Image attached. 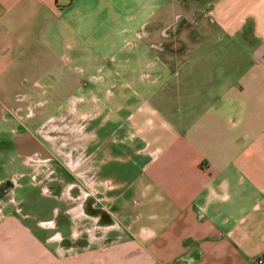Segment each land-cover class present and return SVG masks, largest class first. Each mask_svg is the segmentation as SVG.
<instances>
[{
  "label": "crops",
  "instance_id": "0c3cea01",
  "mask_svg": "<svg viewBox=\"0 0 264 264\" xmlns=\"http://www.w3.org/2000/svg\"><path fill=\"white\" fill-rule=\"evenodd\" d=\"M119 3L139 14L135 33L152 36L159 52L146 63L155 70L138 75L135 102L115 92L121 102L114 106L112 71L105 76L110 104L123 112L106 143L123 156L103 148L97 129L83 123L71 130L69 153V137L52 136L74 115L88 116L89 126L100 114L97 97L90 113L80 112L82 95L69 98L67 115L33 109L43 94L61 91L70 59L61 51L78 43L79 31L88 30L84 41L96 46L90 31L101 28L105 38L112 29L114 0H0V137L14 136L23 166L45 159L36 141L61 140L57 152L72 166L76 193L71 231H50V219L35 229L29 215L14 214L16 172L7 176L10 162H0V264H264V0ZM107 159L138 172L104 175ZM119 188V195L101 196ZM102 200L110 201L107 217L98 212ZM116 200L124 207L120 219ZM85 218L94 231L105 221L100 236L78 230ZM67 237L74 242L68 249Z\"/></svg>",
  "mask_w": 264,
  "mask_h": 264
},
{
  "label": "rangeland",
  "instance_id": "374dc122",
  "mask_svg": "<svg viewBox=\"0 0 264 264\" xmlns=\"http://www.w3.org/2000/svg\"><path fill=\"white\" fill-rule=\"evenodd\" d=\"M119 1L120 0H114L113 12L110 17L107 18L112 24V29L106 30L105 38V30L101 28H96L95 30L93 29L90 31L93 33L91 37L96 40V46H91L84 41L85 34L89 31L80 30L79 38H77L78 43L71 45V47L65 46L63 48V51L61 52L69 56L70 59H64L63 61L65 71L63 78L59 80L58 84L61 91L58 94H43L41 96L42 102L34 104L33 109L35 114L42 111L43 114H45L43 116L47 117L49 115H59L65 111L67 115L69 114L67 113L69 98L73 95H82L83 99L78 104L80 112L90 113L95 110L93 108L95 101L92 98H98L97 106H100L101 108L98 109L100 114L96 119L88 122L89 126L86 125L87 119L89 118L88 116L84 117L81 114L80 118L74 115L67 119V125L63 124L57 127L61 129L63 128V132L60 133L56 127V129L51 132L52 136L58 140L62 137V133L69 137L70 143L65 149L66 152L71 151L73 144H76L73 141L71 130L83 123L86 130L89 128L93 130L97 129V140L102 141L103 148L109 149L110 151L113 150L111 152H113L114 155L118 154L119 156H123L121 152L117 153V151L112 149L115 148L112 143H106L107 136H109L115 126L118 125L123 118V112H121L118 107L116 108L114 106L121 102V93H127L128 97H130V102H135L137 99L133 94L135 89H140L142 92L141 86L138 84V75L143 71L152 72L155 70V68L152 67V64H146L159 54L157 49L150 46V43L155 39L152 38V36L147 38L146 36H139L135 33L133 24L137 21L136 18L139 14L134 13L133 8L126 9L121 6ZM92 20L97 23L99 16L92 17ZM103 38L107 43L106 48L102 46L103 49L101 50V42H104ZM100 51L101 54L99 53ZM110 55L111 57H109ZM109 70H111L113 74V107L110 104V95L105 92V88L109 87L108 83L107 85L105 84V80H107V82L111 80L109 76L107 78L105 77ZM126 82L129 83L128 86L126 85ZM115 92H121L120 96L115 94ZM110 107L113 108V110L110 111ZM107 118L109 120L104 124V120ZM101 123L103 124L101 125ZM33 129L34 127H32V133L34 132ZM17 130L21 131L22 127L17 126ZM37 136L39 137V135ZM13 137L12 134L10 135L8 133L0 137V151H4L6 152L5 154H7L0 162H8V164L10 162V173H6L8 174L7 176H14L16 174L14 176L15 179H12L13 184H15V182L17 183L12 190V196L15 197L17 201L14 214L17 216H22L24 214L29 215V218L26 220L27 224L35 229L37 228L36 224L38 221L50 219L52 220V224L49 223L51 228L50 231L57 230L58 228H65L68 232L71 231L73 228L71 213L76 205L73 196L76 193L71 185H69V183L73 181L72 166L69 164L66 156H64V158L63 156L60 157L57 152L58 147L61 145V140L57 143H49L43 140L39 143L36 141V146L39 151L42 152L45 159L41 161L34 159L31 162V165L24 164L23 166L22 161L24 157L22 155H17L19 154L18 149L16 148L18 144L16 145V142L13 141ZM27 147L24 149L20 148L19 151H30L31 146ZM47 157L49 159H46ZM3 168L4 167L0 166V176L3 175ZM102 169L104 175L113 176L115 178L133 177L138 172V170L135 167H132L130 163H125L117 159H107L103 163ZM122 191L123 189L119 188L113 190L110 194L109 192H105L101 196H104L105 194L108 196L119 195ZM6 198H9V196H5V199ZM103 198H105V196ZM119 201L120 200H116V206L112 211L114 216L116 218L118 216L120 219L122 216L121 209H123L124 213V207L119 205ZM102 203L103 204L100 205L101 207L98 208V212H101L104 217L111 215V212H109L111 209L109 204L110 201L107 202V200H102ZM106 203H108V205ZM84 210L87 213L89 212L88 202L84 205ZM104 223L105 221L103 220L99 221L96 224V231L93 229L94 222L90 223L87 218L83 219V222L79 223L77 226H79L78 230L82 231L90 228L92 229V232L94 231L97 236H100L102 229L101 226ZM54 236L55 235H53V237ZM80 240L81 244H84L86 239L83 237ZM62 244L67 248L71 247L74 242L72 238L67 237Z\"/></svg>",
  "mask_w": 264,
  "mask_h": 264
}]
</instances>
